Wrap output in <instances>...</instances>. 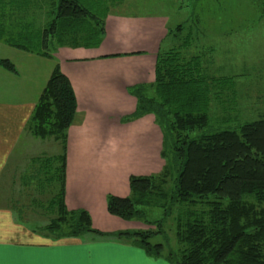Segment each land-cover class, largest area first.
Masks as SVG:
<instances>
[{
    "label": "trees",
    "instance_id": "16d2710c",
    "mask_svg": "<svg viewBox=\"0 0 264 264\" xmlns=\"http://www.w3.org/2000/svg\"><path fill=\"white\" fill-rule=\"evenodd\" d=\"M49 1L53 7L45 11L37 0L38 9L30 18L28 8L34 0H0V39L45 56H53L61 45H100L110 10L107 0ZM41 11L48 17L34 26ZM191 37L190 32L182 43L159 48L155 79L130 87L138 103L128 117L152 112L163 131V169L131 174L129 194L107 195L109 212L154 223L156 229L104 230L93 225L88 209L66 205L67 137L78 99L57 62L27 123L33 135L62 144L55 156L30 158L35 168L26 176L37 182L23 191L27 197L33 194L29 200L41 209V216L28 221L34 230L52 238L124 241L176 264H264V116L243 119L236 126H212V101H223L230 89L235 93V76L205 72L203 53L187 57ZM0 64L17 70L9 57L0 56ZM221 107L232 112V105ZM41 186H49L45 199L38 194ZM153 207H161L163 213L151 218ZM170 217L181 243L177 248L164 229ZM161 234L165 240H152Z\"/></svg>",
    "mask_w": 264,
    "mask_h": 264
},
{
    "label": "crops",
    "instance_id": "0c3cea01",
    "mask_svg": "<svg viewBox=\"0 0 264 264\" xmlns=\"http://www.w3.org/2000/svg\"><path fill=\"white\" fill-rule=\"evenodd\" d=\"M153 14L110 10L100 45H61L53 56L0 39V56L11 58L17 67L14 71L0 64V264H176L124 241L45 236L28 224L41 216V209L23 191L34 186L26 175L35 166L28 161L47 139L28 131V119L58 62L78 99L67 137L66 205L88 209L93 225L104 230L138 227L140 220L122 221L109 212L107 195L130 192V175L120 190L117 174H148L160 161L156 151L162 131L155 114L121 121L138 102L131 85L155 79ZM40 188L38 194L45 199L49 188Z\"/></svg>",
    "mask_w": 264,
    "mask_h": 264
},
{
    "label": "rangeland",
    "instance_id": "374dc122",
    "mask_svg": "<svg viewBox=\"0 0 264 264\" xmlns=\"http://www.w3.org/2000/svg\"><path fill=\"white\" fill-rule=\"evenodd\" d=\"M34 1L28 8L27 14H30V18L31 14L38 9L36 7L37 0ZM40 2L44 4L45 11H49L53 7L49 0H40ZM107 2L109 9L113 11L140 12L147 15L151 14V11L155 13L153 16L156 21L155 48H158L157 54L161 47L168 49L176 41L182 43L191 32V44L184 52L186 56L191 57L194 53H203L201 60L205 72L214 75L231 74L235 76V93H232L233 89H230L229 95L223 96V101L217 99L212 101V126H236L243 119L264 116V0H107ZM40 13L39 20L37 19L38 24L33 23L34 26L44 22L41 21V17L43 20L48 17L47 15L45 17V13L42 14L43 11ZM179 24H182L181 30L177 29ZM106 25L105 23V27ZM4 47L8 49L7 46ZM222 103L225 108L232 105L229 108L232 112H224L221 107ZM134 110L125 113L121 121L126 123L141 117L129 118L128 116ZM148 113L151 112H146L143 115L146 116ZM155 122L159 127L156 118ZM131 130L136 133L134 129L131 128ZM135 140L131 139V141ZM139 140L140 138L137 139V141ZM41 143L40 151L32 156H41V161L47 155L55 156L62 150L61 142L52 137H47ZM162 149L163 131L160 148L156 151L161 163L158 161L154 173L160 172L166 162L161 153ZM30 160L34 162L29 159L28 164L33 165ZM57 161L54 157L51 166L55 168ZM131 174L139 173H129L124 170L116 175L120 190L124 188L126 176L128 178V175ZM32 181L33 185H36L37 180L32 179ZM47 187L49 188V186ZM32 196L33 194L28 198ZM148 213L151 218H154L159 217L163 210L161 207H153ZM123 219L135 220L121 217L122 221H124ZM156 227L154 223L140 220L138 227L135 224L123 229L149 228L155 230ZM164 229L170 236L172 245L175 248L181 246V243L177 241L175 222L172 217L167 219ZM152 240L163 241L165 237L161 234L153 237Z\"/></svg>",
    "mask_w": 264,
    "mask_h": 264
}]
</instances>
